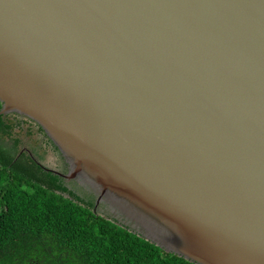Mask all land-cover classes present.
<instances>
[{"label": "water", "instance_id": "1", "mask_svg": "<svg viewBox=\"0 0 264 264\" xmlns=\"http://www.w3.org/2000/svg\"><path fill=\"white\" fill-rule=\"evenodd\" d=\"M12 113L95 212L194 264H264V0H0Z\"/></svg>", "mask_w": 264, "mask_h": 264}, {"label": "trees", "instance_id": "2", "mask_svg": "<svg viewBox=\"0 0 264 264\" xmlns=\"http://www.w3.org/2000/svg\"><path fill=\"white\" fill-rule=\"evenodd\" d=\"M0 115V264H194L165 252L129 226L94 210V195L79 193L22 152L14 125ZM14 119V120H15ZM28 143L44 165L55 155L57 169L66 172L63 158L44 132ZM18 125L19 135L29 128ZM25 131V132H24ZM18 156V157H17Z\"/></svg>", "mask_w": 264, "mask_h": 264}, {"label": "flooded vegetation", "instance_id": "3", "mask_svg": "<svg viewBox=\"0 0 264 264\" xmlns=\"http://www.w3.org/2000/svg\"><path fill=\"white\" fill-rule=\"evenodd\" d=\"M15 120L19 121V122L21 123V126H22V127H24L25 125H26V126H31L30 124H28V123L25 122L26 119H24V118L17 117V119H15ZM34 130H35V127H30V128H29V131H31V132L34 131ZM22 152H23V151L20 150L19 153L21 154ZM20 154H19V155H20ZM17 157H18V156H17ZM29 157H30L32 160H34L38 166L40 165L42 168H44V169L47 170V171L50 170V168L45 167V166L42 165L38 160H35V159H34L33 157H31V156H29ZM51 157H52V154H51V152H49V153H48V160H49V161H50ZM40 166H39V167H40Z\"/></svg>", "mask_w": 264, "mask_h": 264}, {"label": "rangeland", "instance_id": "4", "mask_svg": "<svg viewBox=\"0 0 264 264\" xmlns=\"http://www.w3.org/2000/svg\"><path fill=\"white\" fill-rule=\"evenodd\" d=\"M97 213V212H96ZM97 214H99V213H97ZM105 217V216H104ZM108 218V217H107ZM110 219V218H109Z\"/></svg>", "mask_w": 264, "mask_h": 264}]
</instances>
